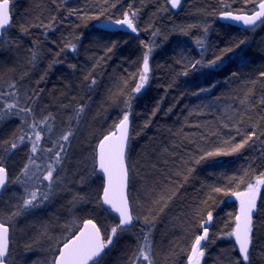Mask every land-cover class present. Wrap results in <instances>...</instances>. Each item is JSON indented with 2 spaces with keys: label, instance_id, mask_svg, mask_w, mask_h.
I'll list each match as a JSON object with an SVG mask.
<instances>
[{
  "label": "trees",
  "instance_id": "16d2710c",
  "mask_svg": "<svg viewBox=\"0 0 264 264\" xmlns=\"http://www.w3.org/2000/svg\"><path fill=\"white\" fill-rule=\"evenodd\" d=\"M257 2L181 0L179 8L173 9L168 0H14L12 23L0 48L6 38L5 54L11 56V65L16 55L24 60L23 51H31V55L36 52L37 59L42 56L48 65L52 64L51 68L41 70L46 71L45 77L31 92L35 103L29 100L20 105L33 107L36 120L39 100L46 108L42 118L49 113L53 116L61 103L75 107V113L83 105L84 111L78 117L74 114L73 122L80 123L86 119L92 96L97 97L100 92L97 113L91 118L92 126L100 129L94 146L110 130L107 121L113 119L112 126L121 116L123 101L135 87L145 51L141 41L155 43L150 55L149 83L136 94L130 115L128 196L140 220L114 240L100 264H131L142 240L141 229L148 231L145 217L154 221L150 239L155 264H186L187 251L195 236L201 234L199 224L208 211L213 212V221L208 227L210 241L214 242L207 245L202 264H244L234 237L223 234L232 231L234 217L239 212V200L230 193L244 191L247 183L264 172V103H261L264 78L260 77L264 72V24L256 26L255 29L263 25L258 30L241 29L221 22L218 15L224 10L252 12ZM129 6L138 12L137 33L96 26L98 21L109 17L122 18L130 10ZM93 16L99 19H90ZM49 23L52 29L45 27ZM23 28L28 31L22 32ZM157 30L159 34L154 37L152 33ZM198 38L205 39L204 49L195 44ZM241 40L245 43L240 44ZM73 42L77 44L75 52L65 47ZM15 44L20 49L14 50ZM108 48L112 51L108 52ZM227 48L233 51H224ZM222 53L219 67L197 66L196 70L188 67L196 60L206 64ZM18 63L13 73L18 76L17 80L0 84V93L10 94L0 96V104L18 98L24 82L34 74V65L20 64L19 60ZM186 70L187 76L183 75ZM13 84L15 88L10 87ZM113 88L117 90L106 92ZM202 88L210 90L201 92ZM39 127L44 137L42 148H51L46 127ZM252 131L256 136L239 152L207 156L208 152L218 149L228 151ZM73 138L74 135L67 145ZM43 154L48 159L50 154ZM82 155L88 156L84 152ZM200 157L204 159L196 163ZM90 160L98 192L92 194L94 203L83 207L82 214L75 216L77 223L61 238V243L86 217L94 218L102 230L106 228V221L110 227L117 222L114 215L97 204L103 178L95 171L94 154ZM189 169H192L190 173ZM240 178L244 183H240ZM217 187L224 191L214 192ZM35 231L27 236L33 238L29 247L38 249L39 255L45 258L43 263L35 260L33 264H50L56 253L46 247L47 229L46 234L45 228ZM12 239L9 264H22L16 259L22 251L15 248ZM252 241L250 264H264V186L253 216Z\"/></svg>",
  "mask_w": 264,
  "mask_h": 264
},
{
  "label": "snow or ice",
  "instance_id": "6c2138e0",
  "mask_svg": "<svg viewBox=\"0 0 264 264\" xmlns=\"http://www.w3.org/2000/svg\"><path fill=\"white\" fill-rule=\"evenodd\" d=\"M250 0H245V3H249ZM14 0H0V39L3 38L7 29L12 23V12L11 6ZM168 3L173 9L178 8L181 5V0H168ZM115 7V4L112 5ZM129 11H125L121 19H116L114 23L116 25L125 26L130 29L133 33L138 32L137 27V11L131 10L129 6ZM220 17L237 22L247 29L254 30L258 24H264V0H258L256 3V9L252 11L251 14L241 13L236 14L230 10H224L220 13ZM90 19H99L98 16L90 17ZM55 20V17H53ZM109 23H112L111 17L108 18ZM107 26V25H106ZM48 29H52L53 25L49 23L45 26ZM22 32H27V28L21 29ZM205 34L208 32V28H204ZM159 32L154 31L152 35L155 37ZM185 34H187L185 32ZM4 43H8L4 41ZM144 44L145 51L142 57V66L138 72V78L136 79L135 87L132 89L131 93L127 95L124 99V108L122 109V114L117 121L111 126V130L99 140L97 145V163L98 170L102 173L104 178V183L102 185V195L98 198L99 205L104 208L105 211L115 214L116 222L110 229L102 230V227L98 225L94 218L83 220L82 226L78 228L76 232H73L71 236L63 238L62 247L51 248V251L57 253L53 256L50 264H100L101 259L106 254V251L113 245L114 240L118 239L123 233L128 232L132 229L137 221L140 220L139 215L135 214V207L130 202L127 188L129 183V165L127 163V148L131 140L130 134V115L132 111V102L136 96L146 88L149 83L151 66H150V55L155 49L154 41L152 43ZM240 44H244L245 41L241 40ZM201 49L205 48V39L198 38L195 41ZM66 48L75 52L77 49L76 43H70L65 45ZM239 47V45H236ZM63 51V49L61 50ZM112 48H108V52H111ZM224 51H233L232 48H227ZM59 55V53H57ZM223 53L216 56L215 59L208 61L206 64L202 60H196L192 62L188 67L192 70H196L197 66L200 68H215L220 66L222 62ZM37 59V53H32V62ZM59 62V61H55ZM52 64H49V68ZM72 67H75L74 65ZM183 75L187 76L188 71H184ZM233 76L236 74L233 73ZM260 77L264 78V72L260 73ZM43 79V77H41ZM87 79V77H86ZM92 84H95V79H92ZM10 87L15 88V84L10 85ZM214 87V85H213ZM210 89L202 88L201 92L209 91ZM9 93H0V96L7 97ZM14 97H17V93H12ZM39 93H36L38 96ZM29 100L35 101L32 97H28ZM243 103V102H242ZM264 103V101H261ZM157 106V110H158ZM84 111V106H79L76 116L78 117L80 113ZM171 111V109H169ZM156 114L155 110L152 113ZM12 118H19L20 124L17 126V130L13 132L12 138L4 141H0V149L4 152L12 153L18 149L21 145H24L27 140L29 147V158L28 163L25 164L24 168L21 170L22 175L26 178L22 181L23 196L21 197V203L16 207V210L11 212L7 217V221H12L16 217L24 215L33 209L39 208L44 202L51 199L55 194L57 186L62 182L58 166L62 165L63 157L62 153H66V145L70 141V138L74 135L71 127L64 132L58 141H54V148H42L41 142L44 139L42 136V130L40 125H44L48 132L52 131V126L49 124L50 120H54L55 117L49 113L40 120H36L34 116V108L31 106L20 105L18 98L13 99L12 102L4 100L0 104V123H4ZM31 120V122H29ZM71 120V118H70ZM147 127V123L145 124ZM25 128L30 129L29 132L25 133ZM17 131L20 134H17ZM256 136V132L252 131L243 139L240 143H236L228 151L216 150L213 152H208L207 156L216 155H229L232 153L239 152L252 141ZM62 142V143H61ZM47 153L48 162H46L41 168L40 165L35 164V157L38 153ZM204 157L196 160V163ZM35 166L37 172H31V168ZM192 169H189V173ZM39 173V174H38ZM55 174V175H54ZM187 179V177H185ZM33 183L29 187L30 182ZM20 182V177L16 178V181ZM47 182V192H42L39 185ZM8 180V171L4 166L2 160H0V191L6 188ZM240 183H244L243 178H240ZM264 186V172L257 175L252 182L247 183L244 191L232 192V196L239 200V212L235 215V226L232 231L224 233V236L234 237L235 243L238 246L240 256L244 264H250V248L252 247V233H253V213L257 210V198L260 193L261 187ZM214 192L220 193L224 191L223 189L217 187L213 189ZM225 195L229 193L225 192ZM171 199V197H169ZM84 197L75 196L73 197L72 205L83 202ZM164 206L167 204L165 202ZM163 211V208L160 209ZM213 221V212L208 211L206 218L200 221L199 227L202 229L201 234L195 236L192 241L190 250L187 251L186 264H202V260L206 254V247L210 242L209 227ZM9 222L0 219V264H9V250L11 245V226ZM75 224V221H73ZM144 224L148 226V231H143L141 229L140 236L142 240L138 244V250L135 257L131 260V264H139L140 261L146 262V264H155L152 242H151V227H154V221L150 220L148 217L144 218ZM71 231V229H68ZM46 234V226H45ZM57 244L61 243V240L56 241Z\"/></svg>",
  "mask_w": 264,
  "mask_h": 264
},
{
  "label": "rangeland",
  "instance_id": "374dc122",
  "mask_svg": "<svg viewBox=\"0 0 264 264\" xmlns=\"http://www.w3.org/2000/svg\"><path fill=\"white\" fill-rule=\"evenodd\" d=\"M260 27H263V25ZM258 28L255 30H258ZM4 41H7V39L5 38ZM5 46L6 43L4 45L3 42V45L0 48V84L2 86L10 79L14 81L17 80L16 78L18 76L13 73H15V65H19L18 60L20 61V64L29 63L34 65V74H31L30 77L24 82L25 85L21 84L23 86L20 89L18 96V99L22 104L27 103V101H29L28 97H31V92L34 87L38 85L41 77L44 79L46 71L41 70L45 68L47 70L49 67V62L45 61V58L42 56H39L35 62H32V55L30 54L31 51L27 53L23 51L22 54L25 57L24 60L21 61L20 57L16 55L14 61L16 64L12 62L11 65V56L5 54ZM13 49L18 50L20 49V46L15 44L13 45ZM52 49L54 50V47ZM35 74L39 75L34 77ZM104 83L107 84V80H105ZM116 90V88L110 90L106 89V92L112 91L113 93ZM95 97L96 96L93 95L89 101V105L86 108L88 110L86 113V119L83 118L80 123L78 121L77 123L75 122L76 124L73 122L75 120L74 114H76L75 107L68 106L67 102L61 103L58 107V110L54 111L53 116L55 119L49 121V124L52 126V131L47 132L50 136L48 142L52 145L51 148H54L53 142L58 141L59 137L64 132H66L69 127H71L74 132L73 142L69 145H66L67 151L66 153H62V165L58 166V172L62 182L57 186L55 194L50 200L44 202V204H42L39 208L33 209L24 215L16 217L10 222L7 221V217L11 214V212L16 210L15 206L21 203V197L23 196L24 185L22 181L26 178L22 175L21 170L24 168L25 164L28 163L30 145L26 140L24 145H21L12 153L4 152L3 149H0V160H2L3 164L6 165L8 171H10L11 174V176L9 175V180H11V182L8 184L7 188L3 191L0 197V219L10 223L11 237H13L12 241L15 244V248L22 251V253L17 254L18 256H16V259L23 262L22 264H28V262L33 264L35 260H37L39 263L44 262L45 256L42 254L39 255L40 251L38 249L33 250L32 247H29V245H31L33 242V238L31 236L27 238V236L36 232V228L44 229L46 226L48 235L46 238V247L53 248L55 245H57L56 241L58 239L61 240L64 235L69 233L68 229H72L75 226L78 221L76 217H78L83 212L82 208L86 206L89 207L94 203L95 198L92 196V194L93 192H98L97 189L99 188V185L97 181H93V162L90 159L92 155L95 154L94 140L99 136L98 134L100 129L92 126L93 123H91V118H93V115L97 113V109L101 100L100 92H98L96 99ZM49 107H51V105H49ZM113 107H115V105H113ZM45 111V104L39 100L37 120L42 119L41 116L44 115ZM11 120L14 122L10 123ZM112 121L113 119L107 121V128L110 130V123H112ZM29 122H31V120ZM19 124V118H12L4 123H0V141L11 139L13 132L17 130V126ZM40 129L42 130L41 127ZM24 131L27 133L30 131V129L25 128ZM17 134L20 133L17 131ZM54 150H58V148H54ZM83 152L88 154V156L82 155ZM45 157L46 156H44L43 152L38 153L35 157V164L40 165L41 168H43L45 162L48 160L45 159ZM31 172H37L35 166L31 168ZM18 176L20 177V182H14ZM93 182L95 183L93 184ZM33 183H36V181L33 180L30 182L29 187H31ZM46 185L47 182L39 185L42 192L48 191ZM75 196L84 197L85 200L73 207L72 201L73 197ZM73 221H75V224H73ZM105 224V229H110V225L107 221ZM30 240L31 243H29ZM16 253L17 252L12 255V258L16 255ZM10 260L11 258H8L9 262ZM141 262H139V264H143V261Z\"/></svg>",
  "mask_w": 264,
  "mask_h": 264
},
{
  "label": "water",
  "instance_id": "95a60500",
  "mask_svg": "<svg viewBox=\"0 0 264 264\" xmlns=\"http://www.w3.org/2000/svg\"><path fill=\"white\" fill-rule=\"evenodd\" d=\"M179 8V7H178ZM175 9H177V8H175ZM231 11V10H230ZM254 11V10H253ZM234 12V11H233ZM221 13V12H220ZM220 13H219V15H218V19L221 21V22H224V23H227V24H230V25H234V26H237V27H239V28H241V29H247L245 26H242L241 24H239V23H237V22H233V21H229V20H225V19H223V18H221L220 17ZM234 13H236V14H241V13H246V14H251L252 12H234ZM119 19H121V18H119ZM112 20V23H109V21H108V19H105V20H100V21H98L97 23H96V26L98 27V28H101V29H104V30H122V31H126V32H130V33H133L130 29H127L125 26H120V25H116L115 23H114V21L116 20V19H111ZM107 25V26H106ZM259 25V24H258ZM257 25V26H258ZM1 41H2V39H0V45H1ZM131 122V121H130ZM130 129H131V126H130ZM108 133V132H107ZM107 133H105L104 135H106ZM103 135V136H104ZM103 136L100 138V139H102L103 138ZM99 139V140H100ZM99 140H98V142H97V145H98V143H99ZM97 145H96V171L102 176V178H103V175H102V173H100L99 172V170H98V163H97ZM127 150H128V148H127ZM126 156H127V152H126ZM8 171V170H7ZM8 180H9V173H8ZM103 183H104V178H103ZM7 186H8V184H7ZM7 186H6V188H7ZM5 188V189H6ZM5 189H3L2 191H0V197H1V195H2V193H3V191L5 190ZM261 190V189H260ZM127 193H128V188H127ZM101 195H102V192H101ZM259 196H260V193H259ZM259 196H258V198H257V202H258V199H259ZM129 197V196H128ZM254 214H255V212L253 213V216H254ZM114 216H115V214H113ZM87 219H90V218H87ZM253 219V218H252ZM82 223H83V221H82ZM82 223L80 224V226L79 227H81L82 226ZM99 225V224H98ZM78 230V229H77ZM76 230V231H77ZM75 231V232H76ZM59 247H62V244L59 246ZM238 247V246H237Z\"/></svg>",
  "mask_w": 264,
  "mask_h": 264
},
{
  "label": "flooded vegetation",
  "instance_id": "af4514ba",
  "mask_svg": "<svg viewBox=\"0 0 264 264\" xmlns=\"http://www.w3.org/2000/svg\"><path fill=\"white\" fill-rule=\"evenodd\" d=\"M97 142H98V141H97ZM96 145H97V143H96ZM96 145H95V154H94V155H95V158H96ZM95 158H94V159H95ZM97 204L99 205V203H98V198H97ZM87 218H90V217H86V218H84L83 220H85V219H87ZM83 220H82V221H83Z\"/></svg>",
  "mask_w": 264,
  "mask_h": 264
}]
</instances>
